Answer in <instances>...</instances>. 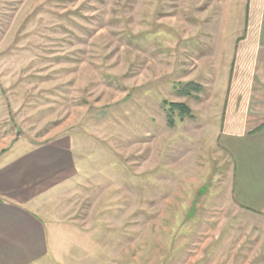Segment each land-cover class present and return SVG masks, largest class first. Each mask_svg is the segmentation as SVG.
<instances>
[{
	"label": "rangeland",
	"instance_id": "obj_1",
	"mask_svg": "<svg viewBox=\"0 0 264 264\" xmlns=\"http://www.w3.org/2000/svg\"><path fill=\"white\" fill-rule=\"evenodd\" d=\"M243 16L237 0H0V144L64 137L78 166L36 264H264L204 102Z\"/></svg>",
	"mask_w": 264,
	"mask_h": 264
},
{
	"label": "crops",
	"instance_id": "obj_2",
	"mask_svg": "<svg viewBox=\"0 0 264 264\" xmlns=\"http://www.w3.org/2000/svg\"><path fill=\"white\" fill-rule=\"evenodd\" d=\"M237 4L244 14L243 34L222 42L231 54L229 74L218 88V101L204 102L220 109L213 122L221 125L219 138L232 160V200L262 223L257 229L264 235V0ZM77 168L71 141L64 137L33 146L0 144V264L45 258L46 219L58 209L59 195Z\"/></svg>",
	"mask_w": 264,
	"mask_h": 264
},
{
	"label": "trees",
	"instance_id": "obj_3",
	"mask_svg": "<svg viewBox=\"0 0 264 264\" xmlns=\"http://www.w3.org/2000/svg\"><path fill=\"white\" fill-rule=\"evenodd\" d=\"M190 84L191 83H188L185 85L184 89L187 92L185 91L184 93L190 94V91H191L189 88ZM195 89L196 90L198 89L197 85H195ZM196 90H194V91H196ZM174 108L178 109L180 118H183V117L193 118L191 109L185 103H181V102L180 103H170V110H173ZM168 123L170 125H174L173 119H168Z\"/></svg>",
	"mask_w": 264,
	"mask_h": 264
}]
</instances>
